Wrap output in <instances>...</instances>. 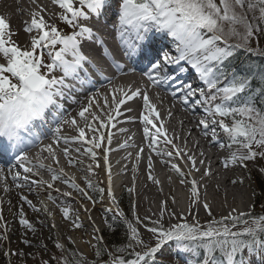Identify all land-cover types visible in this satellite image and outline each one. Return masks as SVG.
Wrapping results in <instances>:
<instances>
[{"label":"snow or ice","instance_id":"obj_1","mask_svg":"<svg viewBox=\"0 0 264 264\" xmlns=\"http://www.w3.org/2000/svg\"><path fill=\"white\" fill-rule=\"evenodd\" d=\"M31 2L36 4V0ZM51 2L61 10L59 19L73 29L78 28L79 31L65 34L55 23L45 18L44 13L47 9L37 4L39 10L31 12L30 21L24 22L23 31L28 34L30 42L21 45L14 39L17 33L11 28L9 19L0 15V60L3 61L0 62V151L12 150L25 173L33 171L32 167L26 166L31 160L25 150L31 146V138L38 137L32 128L37 121L45 120L49 110L55 109L58 126L54 132L53 143L46 145L42 151H46L55 163L59 164L54 145L60 144L61 131L65 125L75 129L78 134L71 139L64 138L63 143L69 145L78 142L85 148L84 154L91 158L97 168L100 167L98 155L100 156L107 166L108 195L113 205L118 207L119 202L112 192V172L107 155L111 151L108 146L112 143V133L108 131L106 134L104 130L109 126L115 127L112 121L121 115L120 109L123 105L136 97H141L144 110L141 119L144 124V135L150 139L149 147L156 145L161 138L162 124L157 127L154 123L159 120L156 106L150 101L147 92H141L139 88L129 87L125 90L122 87H113L111 94L104 93L101 96L100 93H96L88 97L87 103L80 106L75 116L62 115L64 105L60 100L65 98V89H71V84L67 81L79 80L86 64L96 67L89 56L81 50L82 41L98 43L102 49L101 59L111 55L104 47V41L98 39L93 29L86 25L93 16L99 18L103 15L112 4L116 5L114 17L124 52L128 56L136 55L146 61L147 71L144 75L149 81L159 85L162 82L176 80V76L169 73L168 68L182 65V62H186L198 74L200 82L205 87L193 88L191 82L179 81L181 90L187 92L184 102L187 103L188 97L199 93L203 100L197 103L204 105L206 113L200 124L205 130H208L210 125L214 126L211 127L214 137L216 127L221 128L231 142L228 147L238 146L230 159L225 160L224 167L227 168L229 163L254 160L258 156L264 158V86H262L264 69H249L246 73L229 69L231 77L225 71L236 49L243 48L248 52L264 55V50L251 46L257 31H264V0H51ZM77 4L79 6H76ZM52 15L55 16L56 13ZM153 29L174 39L176 45L174 51L177 54H173L171 49L165 50L164 47L156 46L155 37L150 34ZM45 49L51 58L49 63L44 61ZM117 68H121V65L117 64ZM57 71L62 74L54 75ZM180 71L186 69L181 66ZM253 81H256V87H253ZM256 88L260 89L258 94ZM172 94L175 95V92ZM226 120L230 123H226ZM149 125L155 129L154 132L149 129ZM120 131L124 132L126 129L121 128ZM207 134L205 131V135ZM165 143L171 144L172 141L165 140ZM131 146L127 141L121 145L125 148ZM97 149H102V152L98 154ZM61 151L68 158L69 165L76 162L69 147H64ZM74 151L80 152L81 148L77 147ZM143 151V148L139 149V153ZM157 155L172 157L173 152L157 151ZM188 160L192 161V167L195 168V159L188 157ZM148 166L152 167L151 156L148 157ZM92 168L93 165H89L90 171ZM172 169L180 177L185 176L177 164H173ZM195 170L199 171V168ZM49 171L54 172L51 177L53 183L61 179L62 168L58 173L51 168ZM20 175L19 172L14 173L13 180L19 179ZM0 179H5L2 167ZM28 179V176H24V180ZM149 179H153L150 173ZM154 182L158 183L155 180ZM65 183L69 181L65 180ZM180 183H185V180L181 179ZM190 183L193 198L191 206L194 207L199 203V191L195 179ZM48 186L52 187V184ZM70 186L86 199L92 200L79 185L71 182ZM88 187L101 194L105 191L103 188L96 189L91 181H88ZM133 190L134 188L128 189L129 193ZM67 195L70 196L71 193ZM22 200L35 208L26 196L22 197ZM202 206L211 216L209 204L204 202ZM134 208L133 205V210ZM166 210L167 202L160 212V219L151 221L150 227L145 225L151 239L154 240V245L142 239L137 225L143 221L139 216H135L133 211L135 223L127 221L126 230V238L135 242V245L131 242L127 245V248L133 249L130 254L133 258L117 256L111 264H156L157 254L172 241L185 251H189L190 246L194 244L193 259L196 264H253L252 257L257 254H261L264 260V215L255 216L250 224L245 218L250 214L230 213L219 221L212 220L206 227L200 225L198 220L189 223L184 217L183 222L165 227L161 221ZM61 211L65 219L71 218L67 207L61 208ZM232 211L236 212V209ZM124 215L122 211L119 212L120 217ZM171 215L174 216L175 213ZM20 216L19 222L22 226L32 231L36 230L29 220L23 218L22 208ZM3 220L0 212V222ZM78 220L79 217L73 220L75 228L82 227ZM226 222H230L231 227ZM241 222L245 227L241 231H233L232 228ZM108 226L110 230L113 229L112 224ZM6 227L0 224V228L6 230ZM2 238L7 239V235ZM24 243L30 242L25 240ZM55 246L64 249V245L59 242ZM136 246L140 248L139 251L135 250ZM127 248H118L117 251L124 252ZM245 251L248 253L247 256ZM102 252L103 249L98 248L96 255L100 256ZM43 264L49 262L43 261ZM64 264H68V261L65 260ZM79 264H84V261L79 260ZM185 264L189 262L186 260Z\"/></svg>","mask_w":264,"mask_h":264},{"label":"bare ground","instance_id":"obj_2","mask_svg":"<svg viewBox=\"0 0 264 264\" xmlns=\"http://www.w3.org/2000/svg\"><path fill=\"white\" fill-rule=\"evenodd\" d=\"M37 4L47 9L44 15L45 18L51 23H54L59 17L61 10L58 8V6L53 5L51 0H36V4H33L31 0H0V15H4L9 19L11 28L17 33L16 40L19 41L21 45L30 42L28 34L23 31L24 22L30 21L31 12L39 10L37 8ZM76 6H78V4ZM111 8H113L112 5L107 10H110ZM104 12L105 18L107 19L108 12H106V10ZM115 12L116 10L113 11L112 19L114 22H116V26H118L114 17ZM52 13H56V15L53 16ZM90 21L93 23V25L96 23V20L93 17ZM253 22L255 21L253 20ZM165 35L167 37V42H170L171 39L174 41L171 36H168L166 33ZM256 36H263V32L258 30L254 36V39ZM235 52L237 54L240 53L242 56L245 55V57L254 58L253 55L242 48L236 49ZM184 64L185 62H182V67ZM176 68L179 69L178 66ZM188 80L189 76L187 74L184 75L183 81L188 82ZM140 85H142L143 89L146 90L149 95L154 97V101H152V103L156 106V111L159 113V120L154 121V123H156L157 127H160L162 124V135L156 145L149 147L150 139L144 135V124L141 119L144 112L143 101L139 103L138 107H134L135 105L128 101L121 107V115L116 116L112 121L115 127L109 126L108 129L104 130L106 134L108 131L112 133V143L108 146L111 151H109L107 155L108 164L111 166L112 172V192L115 194L116 200H118V193L122 189V186L127 184L133 186L136 204L141 211L147 207V209H149L154 216L160 218V212L163 209V205H160V203L156 202L158 200H165L167 202V208L169 202L173 204L176 209L172 211V213H175V215L173 216L169 212L167 214L165 211L162 219L163 221H170L171 223L176 222V216L181 218L182 215H185V213L181 210L184 205H186V207L189 209L186 212V215L188 217H194L198 221L205 217V214L200 207V205H203L204 202H207L210 206V209L212 210L215 208L217 209V207H221L220 204H223V208L219 209L221 212L226 211V204L230 206L234 205L235 207H240L243 209V206L246 205V201L248 200V192L251 187V182L249 180L252 175L250 163L249 161L246 163H229L227 168L224 167L225 160H228L231 157L225 153V142L227 138L224 136L225 133L222 132L221 134H218L217 132L219 127H216V135L214 137L211 132V127L214 126L211 125L208 130H205L200 124V120L206 117L204 105L202 103H198L195 106L190 105L192 102L202 101L203 97H201L199 93H196L194 96L188 97L187 103H185L184 98L187 96V92L181 90V92H175V95H173V87L167 82H162L159 85L160 91L158 93L155 92L152 86H150L148 83H146V85ZM192 85L193 88L204 87V85L200 82ZM105 87L106 86L104 84H97L95 88L77 94L75 97L76 100H74L73 104H69V106L64 109L65 112L63 116H75L80 106L87 103V98L96 93H100L101 96L104 93L111 94L112 89L105 90ZM124 89L127 90V88ZM129 108L133 110L128 111L127 109ZM148 127L151 131H155V129H152L151 125ZM121 128L126 129V131L121 132ZM62 130V139L60 144L54 145L59 158V164L55 163V161L46 151L41 152L40 158H44L47 161H42L43 159H40V161L36 160V164L43 165V167H45L50 166V162H52V164L59 165V168L63 169L66 177L62 178V180H59V185L60 189L65 194H67V191L63 190L71 187V181L69 178L72 179L74 183L76 181L82 184L87 183L88 177L83 173V170L84 168H88L89 165H93V168L98 172V174L101 175L105 184V201L109 205H112V199L107 192V166L104 164L103 160L100 158L98 159L100 161V167L97 168L93 164L92 160L90 163L81 165V163H79L81 158L71 155L73 160L76 161L74 163L75 168H71V165L68 163V158L65 157L62 160L58 153L61 152V149L67 146L63 143V139H71V137L77 135L78 133L75 129L67 125H65ZM205 131H207V135H205ZM50 135L54 136V131L51 132ZM165 140H171L172 143L167 144L165 143ZM125 141H127L128 144L132 146L126 148L121 147ZM49 143H53V140L44 143L41 148L44 149ZM222 144L225 146L221 147ZM69 146L72 148L71 150H74L77 147L84 149V147H81L78 142L70 143ZM140 148L144 149L143 153H139ZM237 148L238 146L235 147V152L237 151ZM157 151H172L173 158L166 155H157ZM240 151H243V149H240ZM36 152L37 151H34V154L37 155ZM98 152L101 153L102 149H98ZM149 156L152 158L151 168L148 166ZM180 157H183V159H185L189 164V169H187L186 166L181 163V166L184 167V172L188 176L189 174L192 176L190 179L188 176L185 177V183L183 184L180 183L181 179L179 178V175L174 169H172V164L169 162V159H180V162L181 160L184 162V160ZM188 157H193L195 159V168H199V171H196L195 168L192 167V161L188 160ZM8 161L11 164H9L7 168L4 166H2V168H4V171L9 175L8 178H10L14 184L18 185L23 179L19 178L17 180H13V173H16L17 170L22 171V169L12 158H9ZM201 161H203V163H201ZM122 165H125V167L120 170L119 167ZM187 170H189V172H187ZM37 171H40L42 174L40 169L37 168ZM205 172H208L209 174L204 175ZM149 173L153 179H149ZM193 179L197 181L199 191V203L194 208L191 206V195L188 194V187L191 186L190 182ZM65 180L69 181V183H65ZM154 180L158 181V183H155ZM233 181H237V183H233ZM239 181L243 182L241 183ZM121 182H123V184ZM9 189L10 191H7L4 199L3 192L2 194L0 193L1 203L3 204L4 202L5 204V202L11 200V204H17V201H19L18 198H16L19 192L18 188L15 186H9ZM75 192L77 193L80 200H87L80 192L77 190ZM96 197L97 194L95 193L93 199L96 200ZM43 199V212L46 214L45 217L50 221L51 224H53L56 236L62 237L63 232L58 229V222L52 218V213L55 212L54 209L56 206L63 208L65 205H62L59 202H55L54 199H51V194L45 196ZM173 200H175V202H173ZM71 204L72 211L75 213V215L78 214V211H81L86 215L83 217L91 227L92 235L94 236L96 234H100L102 230V225L100 222L103 223V221L100 216L94 213L95 210L97 211V203L89 202L82 204L73 200L71 201ZM5 207L6 205L4 208ZM85 209H87V211H85ZM189 212L191 214H189ZM187 216L183 217L187 218ZM3 217L5 225L8 226V220L5 217L9 216L7 213H5ZM64 219L65 218L63 214L60 216V219L58 217V221L60 222H62V220L65 222ZM72 227H74L73 224ZM68 228H71L70 225ZM97 229H99V231H97ZM141 236L146 239L151 238V234L144 230H141ZM74 239L76 240L77 246H80L78 241L80 240V237L74 236ZM176 244L177 243L175 241L170 242V245L167 244L171 247L166 246L163 249L164 257H172L171 255H173V253H178L177 256L173 257L183 258V256H186L188 258L190 251H185L183 248H177L178 246H176Z\"/></svg>","mask_w":264,"mask_h":264},{"label":"rangeland","instance_id":"obj_3","mask_svg":"<svg viewBox=\"0 0 264 264\" xmlns=\"http://www.w3.org/2000/svg\"><path fill=\"white\" fill-rule=\"evenodd\" d=\"M54 23L57 25V27L60 30L62 31L68 30L67 29L68 25H66L63 21H61L59 17L56 19ZM262 32H263V36L261 37L256 36L255 39L253 38L251 42V46L253 48L259 47V49L264 50V31ZM14 39H16V36L14 37ZM257 40H258V44H257ZM233 43H235V41H233ZM249 53L253 56H263L264 57V55L257 54L256 52H249ZM49 58L50 57L47 55V49H45L44 60L50 61L51 58L50 59ZM226 123H230V121L226 120ZM222 132L223 130L219 128L217 133L221 134ZM224 136L227 137L226 134H224ZM227 138H226L225 145L228 147V145L231 142ZM70 146L67 145L65 147L70 148V152L72 155H75L76 157L81 158L83 160L81 161L82 164L91 162V158L88 155L84 154L85 150L83 148L81 149L80 152H76L74 150H71L72 148ZM235 147H237V145H232L231 147H228L226 150V153L229 156H231V154L235 152ZM96 151L98 152V149ZM58 154L62 160L65 158V156L62 154V151ZM99 158L100 156L98 155V159ZM248 161L251 166L250 170L252 171V175L249 179L251 182V185H250L251 187L248 192L249 197H248V200L246 201V205L243 206V209H241L240 207H235L234 205L230 206L226 204V211L221 212L219 211V209L223 208V204H220L221 207H217V209L215 208L213 210L211 209V213H212L211 216H209L207 210H205L203 206L200 205L201 209L203 210L205 214V217L199 221L200 225L206 227L212 220L219 221L221 220L222 217L228 216L230 213L232 215H237L240 212L250 214L249 216L245 217L246 219L249 220L250 224H251L252 218H254L255 216L264 215V188L262 187L260 189L257 181L255 180V177L259 175V173L260 174L262 173V175L264 174V158L258 156L254 160H247L244 162L246 163ZM50 163L52 164V162ZM3 166L7 168L6 164ZM53 166H54L53 169L57 170V173H58L60 166L55 165V164H53ZM0 167H2L1 164H0ZM83 171H84L83 173L88 177L87 181H91L93 185H95L96 189L106 188L101 175L98 174V172L94 168H92L91 171L89 170V167L84 168ZM17 172L21 174L20 176H23V178L21 177L23 179L21 180L22 182L18 184L20 185L19 187L16 184H14L13 181L10 180V178H8L9 175L5 171H4L5 179H0V193L2 194L3 192V199L6 196L7 191L8 190L10 191L9 186L10 187L15 186L19 190L18 195L16 197L19 200L17 201V204H11V200H10V201L5 202V204L3 202L4 204L3 205L1 203V198H0V212H2L3 216L5 215V213H7V215L9 216V217H5L8 220V226L6 227V230L4 228H0V264H43V261H48L49 264H64L65 260L68 261V264H79V260L81 259L84 261V264H111V261L115 257H117L111 250H110V253L112 254L111 256L109 255L108 257L100 258L97 260L98 257L96 255V251L99 247L102 246L104 249L107 250V247L109 246L107 242V236H105L104 234V230L106 229V224L104 221V217L106 216L105 214H108L110 216L117 215L118 217H120L119 212L122 211L125 215L124 217H120V218L124 221L126 226H127L126 221H131L135 223V216H139L141 220L143 221V223L137 225V227L139 228L140 234H141V230L148 232L145 228L146 224H149V223L151 224V221L160 219L159 217L154 216L151 213V211L147 209V207L146 209H143L142 211L139 210L136 204L134 190L131 193H129L128 191V189L134 188V187L128 184L122 187V188L124 187L125 188L121 191V194L118 196L117 201L119 203L117 207L113 204L109 205L105 201L104 194H101L98 191L92 188H89L88 182L85 184H82L76 181L75 183L79 185L80 188L84 189L88 193L89 196L92 197L91 201L88 199L80 200L78 198L77 193L75 192L76 190H74L73 188L63 190V191H67V193L70 192L71 195L69 196L62 192L59 184H56V185L54 184L52 185V187H49L48 186V184H50L48 181V177L50 174L49 168H48V171L47 169H45L43 170L44 173L39 174V175H36L34 172L25 173L24 171H18V170ZM61 174H62V178L66 177V175L64 174V171ZM24 176H28L29 179L24 180ZM187 176L188 175L185 173V176L180 177V179L185 180V177ZM190 177H192L191 174H189L188 178L190 179ZM69 180L71 182H74L70 178ZM45 182H48V183H45ZM190 187L191 186L188 187L189 191H190ZM6 188L7 190H5ZM57 189H59V191H57ZM96 192L100 194V197H98L97 195L96 200H95L93 199V197L95 196ZM125 192H127L128 195L130 194L129 197L132 202V214H133V211L135 212V216L133 215V219L129 218V215L126 214L125 208H124L125 204L123 203L124 204L123 205L122 203H120V201L122 200V195L125 194ZM49 194H51V199H54L55 202H59L60 204L65 205L64 207H67L69 209V215L71 218L64 219L65 222L63 220L62 222L58 221V217L60 219V216L63 214L60 207L56 206L54 209L55 212L52 213V218L58 222V229L63 232L62 237L56 236L53 224L50 223V221L45 217L46 214H44L43 212L44 211V206H43L44 199L43 198ZM24 196H26L29 200L32 201V204L35 205V208L27 204V202H25L24 200H22V197ZM73 200L75 202H79L82 204H86L89 202L97 203L96 204L97 211L95 210L94 213L100 216L103 221V223L100 222V224L102 225V230L100 234H96L94 236L92 235L91 227L88 225L86 219L83 217L85 215L83 212L78 211V214L75 215V213L72 211V204H71V201ZM192 200L193 198L191 197V200H190L191 203H192ZM165 202H166L165 200H158L156 203H160V205L164 206ZM5 205L6 207L4 208ZM133 205L135 206L134 210H133ZM196 205L194 207H196ZM259 206L261 207V209L257 210L256 207H259ZM262 206H263V209H262ZM21 208L23 209V212H24L23 218L31 222V224L36 229L35 231H32L31 229H28L25 226H22L20 224L19 221L21 219V216H20ZM109 209H111V211H109ZM175 209L176 207H174V205L169 202L166 213L168 214L169 212L171 214L172 211H174ZM233 209H236V212H233L232 211ZM188 210L189 209L186 207V209L184 208L182 212H187ZM183 216H187L186 213L185 215H182L181 218L176 216L175 223L183 222V218H184ZM77 217H79L78 222L81 223L82 225V227L80 228L72 227L73 220H76ZM145 217H148L150 219L145 220L144 219ZM187 221L189 223H194L196 220L194 217L187 216ZM161 222L164 224L165 227H169L170 225L175 224V223H171L170 221L168 222V221L162 220ZM226 223H229V226L231 227L230 222H226ZM0 224L5 225V222L2 221L0 222ZM69 225L71 228H68ZM244 227L245 225L241 222V223H238L234 228H232V230L241 231ZM64 228H67V229H64ZM4 235H7V239L2 238ZM74 236L80 237V240H78L80 243V246H77ZM97 238H102V239H97ZM142 239H144L145 242L152 243L154 245V240H152L151 238L146 239L142 237ZM25 240H28L30 243L25 244L24 243ZM57 242L64 245L63 250L55 246ZM130 242L133 243V245H135L134 241H130L127 238L126 244L128 245ZM168 245H170V243ZM168 245H165L163 248H165ZM176 246L178 245L176 244ZM168 247H171V246H168ZM190 249H191L189 250L190 255L188 256V258L186 256L185 257L183 256V258L173 257V256H177L178 253H173V255H171L172 257L165 258L164 253H162L161 251L160 254H157L156 264H185L186 260L189 262V264H196L195 259H193L195 245L194 244L191 245ZM135 250L139 251L140 248L136 246ZM132 251H133L132 248H128L129 254H131ZM74 254H76V257L73 256ZM247 255L248 253L247 251H245V256ZM129 256L130 258H133L131 257V255ZM252 260L255 264H264V260H262L261 254H257L254 257H252Z\"/></svg>","mask_w":264,"mask_h":264},{"label":"trees","instance_id":"obj_4","mask_svg":"<svg viewBox=\"0 0 264 264\" xmlns=\"http://www.w3.org/2000/svg\"><path fill=\"white\" fill-rule=\"evenodd\" d=\"M243 49V48H242ZM245 50V49H244ZM247 56V55H246ZM229 69H234L238 73H246L249 69H264V57L263 56H254V58L250 57H245V55H240V53L234 54V56L231 58V60L228 62V67L225 69V71L228 72L229 77H231V71ZM264 86V85H262ZM253 87H256V81H253ZM260 91L259 88H256V93L258 94ZM255 180L258 183L259 188L261 189L262 187L264 188V174L262 173L257 175L255 177ZM98 197H100V194L96 192ZM130 194L128 195L127 192L122 195V200L120 203H124V208L125 212L127 215H129V218L133 219V214H132V202L130 199ZM123 201V202H122ZM257 210H260L261 207H256ZM263 209V206H262ZM106 216L104 217V221L106 224V229L104 230L105 236H107V242L109 245V248L117 255V256H124L126 258H130V254L128 253V248H127V238H126V225L124 221L118 217L117 215H108L105 214ZM109 224L113 225V229H109ZM103 249V252L100 256H97V260L100 258H105L107 257V251L104 249L102 246L99 247ZM118 248H127V251L124 252H119L117 251ZM73 256L76 257V254ZM78 256V255H77Z\"/></svg>","mask_w":264,"mask_h":264},{"label":"water","instance_id":"obj_5","mask_svg":"<svg viewBox=\"0 0 264 264\" xmlns=\"http://www.w3.org/2000/svg\"><path fill=\"white\" fill-rule=\"evenodd\" d=\"M184 213H186V212H184ZM195 220L197 221V219L195 218ZM126 223H127V221H126ZM149 223V222H148ZM146 225H148V226H151V224L149 223V224H146ZM127 227V226H126ZM110 248H109V246L107 247V253H110ZM112 251V250H111ZM113 252V251H112ZM114 253V252H113ZM115 254V253H114ZM109 255H107V257H108ZM115 256H117L116 254H115Z\"/></svg>","mask_w":264,"mask_h":264}]
</instances>
